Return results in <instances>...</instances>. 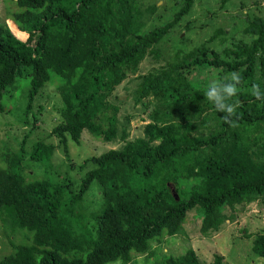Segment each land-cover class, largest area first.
I'll return each mask as SVG.
<instances>
[{"label":"trees","instance_id":"trees-1","mask_svg":"<svg viewBox=\"0 0 264 264\" xmlns=\"http://www.w3.org/2000/svg\"><path fill=\"white\" fill-rule=\"evenodd\" d=\"M10 1L16 11L0 23V112L9 86L25 79L20 122L28 128L21 149L41 110L37 105L29 117L34 98L46 85L58 95V117L47 134L56 144L34 142L30 162L48 164L56 147L67 155L68 141L77 143L84 131L94 140L120 145L85 158L77 168L86 163L91 168L76 186L72 181L73 191L67 178L26 180L12 168L22 156L5 154L0 230L7 237L25 230L31 239L14 244L12 237L0 264H128L136 256L153 255L152 245L165 237L183 234L191 210L197 231L209 237L234 218L236 206L241 210L263 200L264 99L257 100L251 90L259 85L264 97V15L247 17L243 38L227 47L206 45L223 33L217 29L166 60L156 44L194 0H180L167 21L147 29L144 21L155 7L140 8L137 0ZM147 56L157 64L135 76L131 106L144 123L139 136L129 138L134 114L120 111L114 92ZM203 67L216 69L222 85L232 82L231 73L240 77L228 101L238 106L227 120L206 97L210 84L191 81L190 73ZM92 182L100 189L102 207L95 214L77 213ZM250 251L264 260V232L253 235ZM153 264L202 263L188 248L176 256L162 254ZM211 264H224L223 257L213 254Z\"/></svg>","mask_w":264,"mask_h":264},{"label":"rangeland","instance_id":"rangeland-1","mask_svg":"<svg viewBox=\"0 0 264 264\" xmlns=\"http://www.w3.org/2000/svg\"><path fill=\"white\" fill-rule=\"evenodd\" d=\"M179 1L137 0L140 8L151 5L155 7L154 12L144 21V28L147 29L167 21L177 9ZM13 11H16L13 2L0 0V23L7 22ZM256 15H264V0H194L189 12L156 44V47L164 59L170 60L175 52L185 53L191 50L206 41L217 29H220L223 33L216 35L206 44L212 49L220 50L229 46L231 41L242 39V28L246 24V18ZM156 62L151 56L144 58L139 65V70L128 75L114 92L115 101L119 103L120 111L134 114L129 124V138L139 136L140 126L144 123L138 118L142 115L136 111L137 107L131 106L130 91L135 86V76L156 66ZM190 78L195 85L205 86L218 81V72L211 67L197 68L190 73ZM27 88L28 82L25 79L14 80L7 93L4 94L3 110L0 112V167H6V162L3 159L5 154L11 153L18 156L20 154L22 156L21 163L12 168L19 170L26 180H34L44 175L53 180L67 178L65 184L67 188L71 186L69 188L73 191L75 187L72 186V181L76 186L78 178L91 168L90 163H86L79 169L77 167L80 163L85 158L98 155L104 150L116 148L120 143H102L94 140L84 131L77 143L68 141L67 155L62 152L61 148L56 147L48 164L30 162L27 156L34 142L43 140L56 144V139L47 137V134L58 117L54 107L58 103V95L54 86L46 85L39 91V96L34 98L35 107L33 106L34 109L32 107L29 111V117L30 114H35L37 105L41 110L36 116L37 122L34 128L30 129L21 149L20 142L28 128L20 122L24 117ZM66 156H69V159ZM77 207H79L76 208L77 213L83 215L95 214L102 207L100 189L95 182L90 184ZM235 208L237 209L235 213L228 211V213H234V218L223 223L220 229L209 237L201 236L197 231L198 220L191 216V214L196 215L194 210H191L184 223L183 234L165 237L161 243L152 245L153 255L136 256L128 264H153L154 259L162 254L176 256L188 248L195 252L202 264H211L213 254L221 255L224 264H264L262 258L254 256L250 251L253 235L257 232H264V198L246 204L241 210H239L240 206ZM1 217H5V215ZM8 223V219L5 218L6 228ZM13 236L7 237L0 230V256L8 253L9 241H12ZM13 238H15L14 244H28L31 233L19 230Z\"/></svg>","mask_w":264,"mask_h":264},{"label":"clouds","instance_id":"clouds-1","mask_svg":"<svg viewBox=\"0 0 264 264\" xmlns=\"http://www.w3.org/2000/svg\"><path fill=\"white\" fill-rule=\"evenodd\" d=\"M231 81L230 83L220 84L218 81L212 82L207 91V99L214 104L218 111L226 112L225 119L232 116L235 112V107L238 106L228 103L232 97H234L238 91L237 85L240 83V77L237 73L230 74ZM251 94L257 99L261 100L264 97L261 96L259 85L254 84L252 86Z\"/></svg>","mask_w":264,"mask_h":264},{"label":"water","instance_id":"water-1","mask_svg":"<svg viewBox=\"0 0 264 264\" xmlns=\"http://www.w3.org/2000/svg\"><path fill=\"white\" fill-rule=\"evenodd\" d=\"M170 191H171V193H172L174 199H176V195H175V193H174V190H173V189H170Z\"/></svg>","mask_w":264,"mask_h":264}]
</instances>
